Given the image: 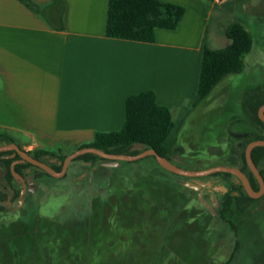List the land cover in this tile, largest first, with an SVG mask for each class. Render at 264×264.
<instances>
[{
  "label": "rangeland",
  "instance_id": "374dc122",
  "mask_svg": "<svg viewBox=\"0 0 264 264\" xmlns=\"http://www.w3.org/2000/svg\"><path fill=\"white\" fill-rule=\"evenodd\" d=\"M221 11L213 12L208 39ZM223 18L242 22L253 44L240 72L174 115L169 160L179 167H243L244 141L263 133L246 101L264 97V0H229ZM12 184L13 200L0 168V264H223L232 253L230 264H264V193L242 202V212L225 213L231 223L221 216L224 188L238 184L234 176L184 177L153 159L97 160L71 161L61 177L26 166ZM127 234L137 256L111 257L107 243L121 240L125 250Z\"/></svg>",
  "mask_w": 264,
  "mask_h": 264
},
{
  "label": "crops",
  "instance_id": "0c3cea01",
  "mask_svg": "<svg viewBox=\"0 0 264 264\" xmlns=\"http://www.w3.org/2000/svg\"><path fill=\"white\" fill-rule=\"evenodd\" d=\"M27 1L0 0V133L26 151L68 155L95 133L120 129L126 97L146 90L182 116L203 44L229 43V0H163L186 11L175 30L157 29L153 42L107 37L109 0Z\"/></svg>",
  "mask_w": 264,
  "mask_h": 264
},
{
  "label": "trees",
  "instance_id": "16d2710c",
  "mask_svg": "<svg viewBox=\"0 0 264 264\" xmlns=\"http://www.w3.org/2000/svg\"><path fill=\"white\" fill-rule=\"evenodd\" d=\"M29 6L27 0H23ZM185 7L176 3L163 0H109L107 18L105 23V34L107 37L129 39L143 42H153L157 29L175 30L185 15ZM224 35L229 43L220 49L209 48L203 44L201 49L197 84L190 105L197 106L212 91V89L228 74L240 72L243 67V57L250 52L253 38L244 24L234 21L224 29ZM264 103V97L254 96L252 102L246 101L250 111V118L254 125L263 130L253 138L244 141V147L240 151L243 167L239 169L245 173L252 188L258 190L259 184L253 173L246 164L244 149L248 142L255 139H264V122L258 116V108ZM178 127L175 125L171 110L168 107L157 104L155 93L151 90L132 94L125 99V118L120 129L109 132H97L89 143L80 144L78 148L93 146L109 153L137 154L145 149L153 148L156 152L169 159L175 143L173 132ZM15 142L6 134L0 133V145ZM18 145V144H17ZM19 146V145H18ZM21 149L22 147L19 146ZM34 158L41 161L45 156L58 157V165L49 164L53 169L59 171L67 154H56L46 149H34L27 151ZM251 158L264 180V146H256L251 151ZM153 159L147 156L142 160ZM97 160L116 162L104 159L93 153H85L77 156L72 161H85L94 163ZM26 166H33L41 170L45 175L51 176L43 169L32 165L24 160L13 150L0 152V168L5 184L12 191L11 200L18 196L13 187V179L22 176V170ZM223 174L234 176L230 173L218 172L211 175ZM235 177V176H234ZM237 178V177H236ZM238 184L224 188L222 195V218L227 220L226 214L231 208L242 212V202L249 203L256 200L251 198L241 181ZM0 202L4 199L1 197ZM231 223V222H230ZM137 234V232H136ZM95 242L93 239H91ZM98 241V239H97ZM119 242L109 241L107 243L109 255L117 257L121 255L128 258L137 256L136 242L128 234L124 236L126 249L123 250ZM122 251H124L122 253ZM234 257L231 254L223 264H230ZM131 264V263H130Z\"/></svg>",
  "mask_w": 264,
  "mask_h": 264
},
{
  "label": "water",
  "instance_id": "95a60500",
  "mask_svg": "<svg viewBox=\"0 0 264 264\" xmlns=\"http://www.w3.org/2000/svg\"><path fill=\"white\" fill-rule=\"evenodd\" d=\"M258 116L264 122V103L258 108ZM256 146H264V139H255L248 142L244 149V157L247 166L249 167L250 171L253 173V175L258 181L259 184L258 190H254L252 188L245 173L237 167L226 166V165H214L211 167H207L205 169H187L175 165L168 158L159 155L156 152V150L153 148L145 149L137 154H123V153L105 152L93 146L82 147L72 151L65 157V159L62 162L61 169L59 171L53 169L49 164L34 158L26 150L21 149L15 142L5 145H0V152L13 150L20 156L21 160H24L32 165H35L43 169L46 173H48L53 177L63 176L66 173V170L70 165L71 161L77 156L85 153H93L104 159L113 160V161H135L145 158L147 156H154L155 160L162 168L184 177H202L218 172L230 173L241 181L247 194L251 198H258L264 193V180L251 158V151Z\"/></svg>",
  "mask_w": 264,
  "mask_h": 264
}]
</instances>
